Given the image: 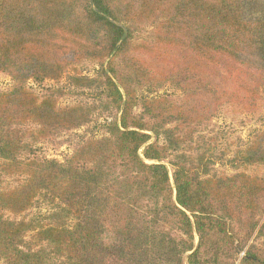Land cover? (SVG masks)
Instances as JSON below:
<instances>
[{"label": "trees", "instance_id": "1", "mask_svg": "<svg viewBox=\"0 0 264 264\" xmlns=\"http://www.w3.org/2000/svg\"><path fill=\"white\" fill-rule=\"evenodd\" d=\"M0 73V264H264V131L191 144L222 108L264 110V0H0ZM157 82L180 100L139 94ZM86 89L103 102L60 105Z\"/></svg>", "mask_w": 264, "mask_h": 264}, {"label": "rangeland", "instance_id": "2", "mask_svg": "<svg viewBox=\"0 0 264 264\" xmlns=\"http://www.w3.org/2000/svg\"><path fill=\"white\" fill-rule=\"evenodd\" d=\"M258 4H261V0H258ZM150 29L147 25L142 26L136 33L140 37L149 35ZM145 55V54H143ZM97 66L93 62H82L75 65L76 71L81 75L94 76ZM164 72V71H163ZM72 70L69 74H72ZM66 82V77L63 79ZM11 80L7 75L0 73V90H6L10 87ZM30 87L37 93L41 91L44 86L52 85V82L45 81L41 84H36L33 81L29 82ZM79 90L69 91L68 95H64L60 98V105H71L77 101H83L86 103H94L98 105L99 100L96 97L97 92H93L91 89H86L84 92H78ZM140 95L147 97L151 96H165L173 99L174 101L180 100L182 93L172 85L170 82H157V86L143 87L139 91ZM112 109H106L100 112V116L96 120L91 121L88 125L76 130L72 133L63 134L60 137L55 138L49 142L42 144V152L48 158H55L62 160L66 155L70 154L73 147L83 138L89 136H99L101 134V124L105 119L115 113ZM135 111H140V106L135 107ZM98 114V113H97ZM256 130L264 131V110L258 115H249L244 113L234 112L230 108H222L215 113L208 125L200 128V131H195L193 135L192 146H202V142L205 138L210 139L208 142L212 143V146L216 145V148L211 151V159H215L220 155H230L235 149L243 147L244 144L250 139L252 133ZM187 145V144H184ZM183 145V147H185ZM225 162H217L215 167L219 170H224L230 173V169L224 166ZM235 264H238L237 262Z\"/></svg>", "mask_w": 264, "mask_h": 264}]
</instances>
